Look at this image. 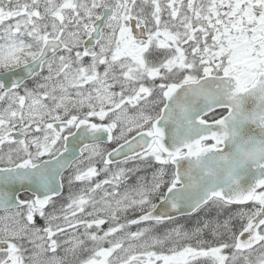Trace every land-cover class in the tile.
<instances>
[{"label": "snow or ice", "instance_id": "obj_1", "mask_svg": "<svg viewBox=\"0 0 264 264\" xmlns=\"http://www.w3.org/2000/svg\"><path fill=\"white\" fill-rule=\"evenodd\" d=\"M0 264H264V0H0Z\"/></svg>", "mask_w": 264, "mask_h": 264}]
</instances>
